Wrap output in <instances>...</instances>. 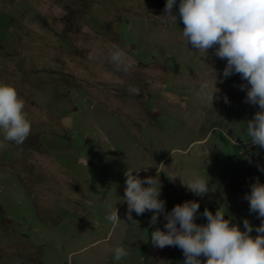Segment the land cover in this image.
<instances>
[{"label": "rangeland", "instance_id": "obj_1", "mask_svg": "<svg viewBox=\"0 0 264 264\" xmlns=\"http://www.w3.org/2000/svg\"><path fill=\"white\" fill-rule=\"evenodd\" d=\"M165 2L0 0V83L23 98L32 129L0 148V264H184L179 248L150 242L163 216L127 219L124 173L141 167L133 175L159 178L166 211L195 200L196 223L220 208L256 235L244 195L264 184V149L244 141L258 106L244 103L239 75L218 80L212 107L198 97L226 61L184 46L179 18L160 17ZM113 46L134 61L127 74L109 62ZM193 173L209 180L204 197L182 186ZM118 245L130 253L120 262Z\"/></svg>", "mask_w": 264, "mask_h": 264}, {"label": "clouds", "instance_id": "obj_2", "mask_svg": "<svg viewBox=\"0 0 264 264\" xmlns=\"http://www.w3.org/2000/svg\"><path fill=\"white\" fill-rule=\"evenodd\" d=\"M176 5L177 0H166L164 13L160 17L174 23L179 18L184 25L181 30L184 46L190 44L192 50L203 53L204 57L212 50L215 57L226 61L219 74L211 67L210 76L215 83L203 82L198 97L212 107L220 92L216 87L218 80L222 82L239 75L245 82L238 86L246 92L244 103L258 106L252 118L246 121L247 139L244 143L264 149V0H179L178 16L174 11ZM108 60L116 71L125 74L134 63L118 46H113ZM129 91L134 95L140 94L137 87ZM223 99L226 104L230 103L227 96ZM31 133L25 101L13 85L0 83V148L9 143L21 146ZM245 158L252 162L250 156L245 155ZM257 167L264 172V167ZM141 168L125 171L123 199L130 222L135 221L133 212L137 216L151 212L150 227L155 226L163 216L164 230L153 227L150 233L153 247L179 248L184 256V264H264V184L258 179L250 185V192L244 195L249 212L260 220L253 236V227L248 219H243L241 230L237 224L225 218V212L220 208L214 214L205 208L202 215L206 223H196L200 205L195 200L175 204L170 211H166V202L160 198L159 178L146 176L141 179L133 175ZM143 168L147 170V167ZM181 183L195 196L204 197L209 193V180L195 173L186 183ZM107 220L114 226L121 221L115 207ZM145 231L148 232L147 229ZM129 255V250L123 245L113 249L116 262Z\"/></svg>", "mask_w": 264, "mask_h": 264}]
</instances>
